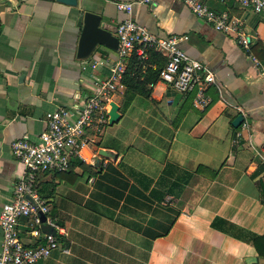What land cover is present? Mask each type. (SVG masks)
Instances as JSON below:
<instances>
[{"label":"crops","instance_id":"1","mask_svg":"<svg viewBox=\"0 0 264 264\" xmlns=\"http://www.w3.org/2000/svg\"><path fill=\"white\" fill-rule=\"evenodd\" d=\"M119 1L131 2V12L118 8ZM81 3L100 12L114 35L128 16L158 37L188 35L181 48L214 73L215 82L206 87L212 101L201 109L194 91H177L160 78L147 84L146 93L126 85L117 92L113 100L118 119L127 118L124 127L108 121L99 134L88 133L67 171L38 174V187L62 230L59 247L36 264H246L249 256L257 257L249 264H264L251 240L264 233V75L249 55L261 54L256 59L264 69V12L244 10L237 0L207 3L243 18L250 52L182 0H79L77 6L0 0V210L23 168L11 142L37 140L47 110L81 104L116 56L106 46L77 56ZM238 114L248 126L232 124ZM109 163L129 186L146 194L153 187L162 200L147 206L138 193L136 205L124 202L122 208L127 188L119 206L101 202L94 185ZM172 182L178 186L167 192L161 183ZM162 205L179 214L165 235L151 238L142 231ZM18 227L24 242L34 240L26 217Z\"/></svg>","mask_w":264,"mask_h":264},{"label":"built area","instance_id":"2","mask_svg":"<svg viewBox=\"0 0 264 264\" xmlns=\"http://www.w3.org/2000/svg\"><path fill=\"white\" fill-rule=\"evenodd\" d=\"M182 1L193 13L207 20L215 29L232 35L238 44L250 52V36L245 31L242 17L228 9L216 10L207 0ZM237 2L244 10L264 12V0ZM116 5L127 13L131 12V2L119 1ZM116 36V56L108 75L93 81V90L85 100L81 104L47 110L45 128L37 140L20 137L11 142L12 153L23 168L12 186L9 199L0 210V264H36L59 247L58 235L62 228L39 193L38 174L67 170L71 160L81 156L82 148L88 142V133L97 135L102 131L108 123L110 101L125 87L123 73L132 53L145 58L149 47L163 53L167 61L159 72V78L177 91H194V104L201 109L211 103L212 98L206 92V87L215 82L214 73L205 63L181 48V41L187 39L188 35L158 37L128 16L118 22ZM249 55L264 75L262 63L253 54ZM241 123L248 126L246 120ZM22 217L27 218L29 234L34 238L30 243L24 242L19 234L18 225Z\"/></svg>","mask_w":264,"mask_h":264},{"label":"trees","instance_id":"3","mask_svg":"<svg viewBox=\"0 0 264 264\" xmlns=\"http://www.w3.org/2000/svg\"><path fill=\"white\" fill-rule=\"evenodd\" d=\"M259 44L260 41H257L256 44L251 46L252 49H254L255 45ZM253 52L255 53V55L257 54L255 51ZM146 54L147 56L145 58H141L138 57L135 53H132L127 59L126 68L123 73V82L125 83L126 88L129 91L133 90L137 93H146L147 84L159 79V72L166 64V56L158 50L149 47L148 49H146ZM257 55L256 56L258 58H262L261 54ZM126 95H128V93ZM126 104H128V100L125 98L123 105ZM67 170L54 171L53 173L61 174ZM165 172H168V168L167 170H165ZM161 184L162 186H166L167 192H171L175 186H178L175 182ZM94 188L96 195L97 197H99V200L101 202L115 207L119 206L120 199L123 198L125 192L124 190H126L127 188H129V193H127L124 197L123 203L128 202L136 205L138 200V193L144 196L147 206L149 205V202H153L155 199H157L156 194L154 193L156 190L155 188L152 187L151 192L149 194H146L144 190L142 191L137 187L136 184L129 186L128 182L124 180L123 174L121 173L120 169L111 163L107 164L106 168L103 171H99ZM38 190L40 195L44 197L41 189L39 188ZM162 196L163 195H161L157 200H162ZM123 203L122 208L126 205V203ZM155 212H160L158 217L149 219L150 226L147 225L146 229L142 231L151 238L165 235L175 221L176 216L179 214V210H176L169 205H162L161 209L156 208ZM118 216L123 218L121 215ZM152 224H155L156 228H153ZM251 240L258 256L264 258V233L252 235Z\"/></svg>","mask_w":264,"mask_h":264},{"label":"water","instance_id":"4","mask_svg":"<svg viewBox=\"0 0 264 264\" xmlns=\"http://www.w3.org/2000/svg\"><path fill=\"white\" fill-rule=\"evenodd\" d=\"M73 6H77L79 4V0H58ZM1 5V4H0ZM78 16L81 21V32L77 45V56L78 57H86L88 56L96 47L106 46L112 49L117 48L118 39L117 36L114 35L108 28L105 27L102 21V15L100 12L89 9L84 5V3L80 4ZM108 121L112 123L117 120L119 117L118 104L114 101H110V109L108 110ZM243 120V115H236L232 124L237 127ZM262 147L264 148V142ZM100 153L106 155L108 151L103 148H100ZM29 199L31 197L27 195ZM44 219V216H42ZM256 256L246 257L245 263L249 264L252 261H256Z\"/></svg>","mask_w":264,"mask_h":264},{"label":"rangeland","instance_id":"5","mask_svg":"<svg viewBox=\"0 0 264 264\" xmlns=\"http://www.w3.org/2000/svg\"><path fill=\"white\" fill-rule=\"evenodd\" d=\"M126 121H127L126 117L123 119H118V120L114 121V123L112 124L113 125L112 127L115 129H121L126 124ZM107 126L110 127V124Z\"/></svg>","mask_w":264,"mask_h":264}]
</instances>
